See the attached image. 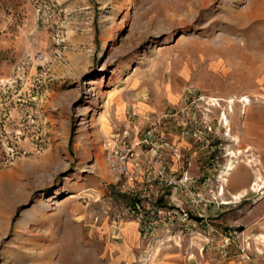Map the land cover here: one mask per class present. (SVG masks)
<instances>
[{
  "label": "rangeland",
  "instance_id": "rangeland-1",
  "mask_svg": "<svg viewBox=\"0 0 264 264\" xmlns=\"http://www.w3.org/2000/svg\"><path fill=\"white\" fill-rule=\"evenodd\" d=\"M148 116L187 191L112 182ZM0 264H264V0H0Z\"/></svg>",
  "mask_w": 264,
  "mask_h": 264
},
{
  "label": "built area",
  "instance_id": "built-area-1",
  "mask_svg": "<svg viewBox=\"0 0 264 264\" xmlns=\"http://www.w3.org/2000/svg\"><path fill=\"white\" fill-rule=\"evenodd\" d=\"M176 114L187 115L188 110L186 107H183L179 109ZM131 117L135 118V113L132 112ZM144 119V130H139L136 125H131V128L134 130L132 136L127 135L124 131L122 135L113 137V144L107 149L106 154L112 182L115 184H122L128 180L131 168L138 167L139 165L137 162V158L139 157L137 150L144 146H150V167L142 181L144 184V191H148L145 188H149L152 185H155L157 189H168L173 193L187 191L189 188V179L186 174L183 173L180 177H175L174 174L169 173V171L166 170L165 159L162 154L163 145H166V143L165 137L160 135L157 130L159 123L158 119L151 116L144 117ZM152 123L154 125L150 126ZM209 130L210 129L208 128V131ZM173 152L179 159V151L173 149ZM148 193H151V191ZM149 206L150 215L156 216L161 213V209L157 204L153 203ZM141 208L142 207L137 204L132 211L136 212V215H139L140 218H145L142 214Z\"/></svg>",
  "mask_w": 264,
  "mask_h": 264
},
{
  "label": "bare ground",
  "instance_id": "bare-ground-1",
  "mask_svg": "<svg viewBox=\"0 0 264 264\" xmlns=\"http://www.w3.org/2000/svg\"><path fill=\"white\" fill-rule=\"evenodd\" d=\"M207 1V0H206ZM207 5V3H205L204 4V6H206ZM223 116V118L224 119H226V116H225V114H223L222 115ZM226 122V121H225ZM235 158V156H232V158H231V160L229 161V163H228V165H227V171L224 173V174H222V176H221V178L220 179H222V181L223 182H227V177L231 174V172L235 169V164H236V158ZM230 172V173H229ZM257 179H256V182H254L253 183V186H257L258 187V185H259V181H262V179H261V177L258 175L257 177H256ZM244 193L242 192V193H239V194H236V195H234V196H232V198L231 199H233V200H238V199H240L241 197H242V195H243ZM261 198H263V197H261ZM260 198V199H261Z\"/></svg>",
  "mask_w": 264,
  "mask_h": 264
},
{
  "label": "crops",
  "instance_id": "crops-1",
  "mask_svg": "<svg viewBox=\"0 0 264 264\" xmlns=\"http://www.w3.org/2000/svg\"><path fill=\"white\" fill-rule=\"evenodd\" d=\"M150 110V108H143V107H141V109H140V115H143V114H145V113H147L148 111ZM244 189L245 188H243V187H239V188H235V190H233L232 191V193H239V192H242V191H244ZM131 228V230H133L132 229V227H130ZM133 233V232H132Z\"/></svg>",
  "mask_w": 264,
  "mask_h": 264
}]
</instances>
